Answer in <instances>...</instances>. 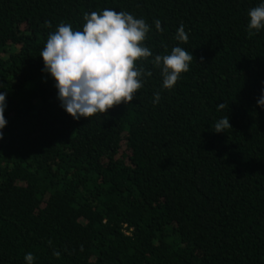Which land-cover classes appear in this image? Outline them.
Masks as SVG:
<instances>
[{
  "label": "trees",
  "instance_id": "obj_1",
  "mask_svg": "<svg viewBox=\"0 0 264 264\" xmlns=\"http://www.w3.org/2000/svg\"><path fill=\"white\" fill-rule=\"evenodd\" d=\"M259 3L0 0V264H264V30L247 29ZM106 8L151 26L153 56L194 59L171 89L138 60L152 76L133 101L73 120L39 55L59 24L82 30Z\"/></svg>",
  "mask_w": 264,
  "mask_h": 264
},
{
  "label": "clouds",
  "instance_id": "obj_2",
  "mask_svg": "<svg viewBox=\"0 0 264 264\" xmlns=\"http://www.w3.org/2000/svg\"><path fill=\"white\" fill-rule=\"evenodd\" d=\"M247 29L250 34L264 30V0L249 9ZM82 30H73L71 24L61 23L51 32L39 55L42 72L54 82L56 98L61 109L73 120L87 119L106 113L122 102L133 101L152 72L138 66V60L152 58L151 63L160 70L163 89H171L180 74L189 71L194 57L192 52L176 46L170 54L153 56L144 41L151 26L143 19L126 11L106 8L83 17ZM161 30V21H154ZM46 27L51 24L46 22ZM175 39L187 43L188 33L181 24ZM160 93L153 94V103H159ZM6 93L0 92V139L7 124ZM225 104H218L223 110ZM257 107L264 110V90L257 100ZM214 133L231 128L227 115L215 122ZM25 264H34L31 252L24 256Z\"/></svg>",
  "mask_w": 264,
  "mask_h": 264
}]
</instances>
